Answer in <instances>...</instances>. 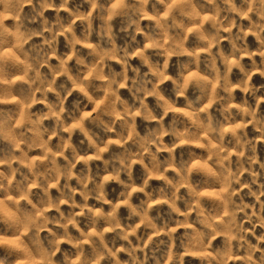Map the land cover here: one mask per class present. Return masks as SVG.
Here are the masks:
<instances>
[{"label":"clouds","instance_id":"clouds-1","mask_svg":"<svg viewBox=\"0 0 264 264\" xmlns=\"http://www.w3.org/2000/svg\"><path fill=\"white\" fill-rule=\"evenodd\" d=\"M0 264H264V0H0Z\"/></svg>","mask_w":264,"mask_h":264}]
</instances>
